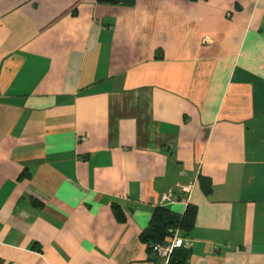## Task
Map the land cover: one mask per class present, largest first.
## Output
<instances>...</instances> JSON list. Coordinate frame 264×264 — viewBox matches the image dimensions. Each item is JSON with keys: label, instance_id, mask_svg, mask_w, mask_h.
Listing matches in <instances>:
<instances>
[{"label": "crops", "instance_id": "obj_1", "mask_svg": "<svg viewBox=\"0 0 264 264\" xmlns=\"http://www.w3.org/2000/svg\"><path fill=\"white\" fill-rule=\"evenodd\" d=\"M188 204L185 264H264V0H0V264H162Z\"/></svg>", "mask_w": 264, "mask_h": 264}, {"label": "trees", "instance_id": "obj_2", "mask_svg": "<svg viewBox=\"0 0 264 264\" xmlns=\"http://www.w3.org/2000/svg\"><path fill=\"white\" fill-rule=\"evenodd\" d=\"M125 1L130 0H96L98 3L105 4H118ZM116 213L117 216L122 218L120 209L117 208ZM195 215L196 208L194 205L190 204L186 206L184 212L180 216H174L171 211L164 206L155 207L151 214L150 227L147 232V236L152 239V241L149 242V249L151 250L150 245L152 243L163 242L169 237L167 232L169 227L178 228L183 237L187 235L194 225ZM188 254V249L184 247L175 248L171 253L168 264H185Z\"/></svg>", "mask_w": 264, "mask_h": 264}, {"label": "built area", "instance_id": "obj_3", "mask_svg": "<svg viewBox=\"0 0 264 264\" xmlns=\"http://www.w3.org/2000/svg\"><path fill=\"white\" fill-rule=\"evenodd\" d=\"M85 136L80 137L81 141L85 140ZM190 185H181V190L183 192H188L191 188ZM175 196L172 194L162 193L159 197V203L163 204L166 201L175 200ZM169 237L163 242H155L150 245L151 250L160 258L162 264H168L171 253L175 248L184 245L189 246V242L183 236H181L179 229L175 227H169L167 229Z\"/></svg>", "mask_w": 264, "mask_h": 264}]
</instances>
